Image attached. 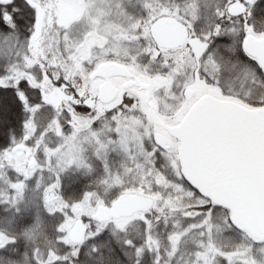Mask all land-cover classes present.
<instances>
[{
	"label": "snow or ice",
	"instance_id": "obj_1",
	"mask_svg": "<svg viewBox=\"0 0 264 264\" xmlns=\"http://www.w3.org/2000/svg\"><path fill=\"white\" fill-rule=\"evenodd\" d=\"M0 264H264V0H0Z\"/></svg>",
	"mask_w": 264,
	"mask_h": 264
}]
</instances>
